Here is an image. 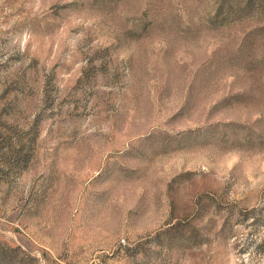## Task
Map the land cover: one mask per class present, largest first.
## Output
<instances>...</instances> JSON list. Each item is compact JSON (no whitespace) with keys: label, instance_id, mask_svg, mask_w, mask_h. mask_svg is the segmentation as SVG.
Returning <instances> with one entry per match:
<instances>
[{"label":"rangeland","instance_id":"374dc122","mask_svg":"<svg viewBox=\"0 0 264 264\" xmlns=\"http://www.w3.org/2000/svg\"><path fill=\"white\" fill-rule=\"evenodd\" d=\"M261 240L264 0H0V264H264Z\"/></svg>","mask_w":264,"mask_h":264},{"label":"trees","instance_id":"16d2710c","mask_svg":"<svg viewBox=\"0 0 264 264\" xmlns=\"http://www.w3.org/2000/svg\"><path fill=\"white\" fill-rule=\"evenodd\" d=\"M249 4H250V0H248V6H249ZM221 10H222V8H221V5H220V7H218L217 14L215 15L214 18H218L220 16ZM234 11H236V10H234ZM256 246L264 247V241L261 240L260 242L257 243ZM261 250H264V248H262Z\"/></svg>","mask_w":264,"mask_h":264}]
</instances>
